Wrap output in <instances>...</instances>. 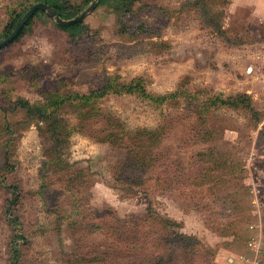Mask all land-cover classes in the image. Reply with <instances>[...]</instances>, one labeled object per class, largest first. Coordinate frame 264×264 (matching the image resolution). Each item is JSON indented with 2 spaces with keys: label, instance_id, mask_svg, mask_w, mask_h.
Segmentation results:
<instances>
[{
  "label": "rangeland",
  "instance_id": "rangeland-1",
  "mask_svg": "<svg viewBox=\"0 0 264 264\" xmlns=\"http://www.w3.org/2000/svg\"><path fill=\"white\" fill-rule=\"evenodd\" d=\"M61 1L86 2L78 15L96 2L78 34L61 30L41 12L13 48L0 52V264H9L20 248L18 264H64L63 253L74 249L78 238L69 227L70 213L91 211L88 220L98 223L100 217L94 216L125 219L148 208L180 223L183 233L211 251L213 264H264V5L260 0ZM33 2L39 1L0 0V37L8 9ZM57 74L67 83L63 93L97 88L113 75L126 81L141 78L154 96L177 92L157 109L135 95H110L100 107L126 130L153 128L164 118L165 128H172L158 145L164 157L149 184H155L165 165L171 172L180 163L179 171L163 188L155 184L145 194L124 175L113 174L124 154L121 144L111 146L79 132L73 106L64 105L56 114L64 121L59 127L70 132L60 140L49 122L28 118L23 109L11 111L9 105L19 98L42 102L38 90L54 91ZM238 93L249 95L257 116L226 106L203 112L210 97ZM166 114L176 117H162ZM7 121L18 124L5 130ZM93 125L103 129L104 122ZM202 129L207 132L203 139ZM5 152L15 165L12 173L4 167ZM59 156L70 171L85 169L88 178L72 183L73 203L62 206L64 220L56 222L51 197L43 200L36 192L42 185L53 194L60 190L50 160ZM13 177L22 192L20 225H10L2 212L12 196ZM17 231L21 238L14 237ZM95 232L94 239H100L101 230ZM112 262L139 264L142 258L126 254Z\"/></svg>",
  "mask_w": 264,
  "mask_h": 264
},
{
  "label": "trees",
  "instance_id": "trees-1",
  "mask_svg": "<svg viewBox=\"0 0 264 264\" xmlns=\"http://www.w3.org/2000/svg\"><path fill=\"white\" fill-rule=\"evenodd\" d=\"M44 2L52 7L61 19H70L76 17L78 13L86 6V2L83 3H66L61 0H37ZM34 4L23 5L18 10L11 11L8 9L7 21H3L2 36L0 41L7 37L14 29L23 14ZM195 3H190L192 7ZM206 7V6H205ZM204 7V8H205ZM200 10L202 8L199 7ZM44 11H35L33 15L21 28L16 37L6 46L0 49L9 50L15 46V43L24 35L26 27L32 22V19ZM210 12L208 11V15ZM220 18L221 14H217ZM81 21L74 25L62 26L58 24V27L70 33V35H76L80 32ZM36 77V76H35ZM56 88L54 91H45L39 89L43 95V101H38V104H30L28 100L23 98L17 99L14 104H10L11 111L23 109L28 118L37 117L39 120L48 123L50 131L57 136L55 140H60V137L70 134L69 130L59 127V122H64L62 119L56 117L57 112L63 108L64 105L73 106V110L76 113L78 124L76 129L82 134H88L92 138H97L98 141L107 143L108 145L117 147L121 144L124 150V154L120 160H118L112 167L113 174L117 177L124 175L126 180H130V183L139 186L140 190L143 189L145 194L150 191L152 185L158 184V187L163 188L167 183V179L171 178L179 171V164L175 163L176 168L172 171H167L166 165L159 171V175L155 177V184L150 185L149 182L154 174H157V162L160 158L164 157L161 150H157L159 143L162 141L165 132L172 127L165 128V119L153 128H139L135 130H126L123 123H120L119 118L114 117L111 113H104L105 110L100 107L102 100L110 95L122 96V95H135L143 101V104L148 108H159L166 104L167 100L176 98L179 96L177 92L167 95H152L147 89L142 79L137 77L130 81L122 80L120 75L106 76L102 79V82L97 88L77 89L70 90L67 93L61 92V88H64L67 83L60 75H56L54 79ZM209 101V102H208ZM203 103L205 105L203 112L210 109L209 107L226 106L232 109H245L252 115L257 116L258 113L252 106V101L249 95L246 93H238L223 99L220 96H213L209 100ZM7 108H2V111H6ZM184 112L179 116L182 117ZM162 117L172 120L170 114H166ZM258 117L255 118L257 120ZM96 122H104V127L95 130L93 127ZM178 123V122H177ZM13 124L6 122L3 123V129L12 130ZM176 125V124H175ZM107 127V128H105ZM109 131L108 136L102 134V130ZM121 129V131H120ZM201 129L198 130L200 134ZM206 131L202 129L201 138L206 135ZM127 138L122 140V138ZM111 138V139H110ZM120 141V142H119ZM10 142V141H9ZM63 141H56L57 145L62 144ZM119 142V143H118ZM160 153L162 156H160ZM3 158L4 167L8 169L9 173L16 170L13 161L6 156ZM203 153L199 154L202 155ZM54 163L55 174H59L58 181L60 182V190L54 192L48 188V185H42L36 192L41 199H50L53 202L55 209V221L59 222L64 220L65 214L63 213L64 205L71 206L73 197L72 193L68 191L73 190V184L85 183L88 175L85 169H76L73 172L70 171L67 165L59 156L57 159L50 158ZM167 167H171L168 165ZM152 173V174H150ZM151 176V177H150ZM16 177V176H15ZM13 177V179L15 178ZM177 178V177H176ZM176 178L174 179L175 182ZM13 181V185L10 186L9 191L12 196L6 199L2 207V212L11 225L21 224V219L18 214V207L21 199L20 185L17 181ZM173 180V181H174ZM64 206V207H62ZM66 210V209H64ZM83 211H77L76 213H70L68 217L73 216L72 224L69 227L74 228V235L78 233V238L74 243V249L69 252L63 253L64 264H112L113 257H119L121 255H128L133 258L137 253L141 254L142 262L139 264H213L211 251L208 248H204L198 239L194 236L186 235L181 231V224L169 219L167 216L160 215L148 208L144 212L129 214L125 219H121L115 216H111L109 213L104 215L94 216L95 219L100 217L98 223L88 220L93 212L87 211L84 214ZM55 222V225L58 223ZM14 228V227H13ZM101 230L99 232L100 239H94L93 237L97 232L95 229ZM18 232V231H17ZM22 233L18 232L14 237L21 238ZM21 246V245H20ZM83 251V253H80ZM21 258V248L14 251L13 256L9 257V264H18Z\"/></svg>",
  "mask_w": 264,
  "mask_h": 264
},
{
  "label": "water",
  "instance_id": "water-1",
  "mask_svg": "<svg viewBox=\"0 0 264 264\" xmlns=\"http://www.w3.org/2000/svg\"><path fill=\"white\" fill-rule=\"evenodd\" d=\"M96 2H94L93 4H90L83 12H81L78 16L70 18V19H61L57 12L50 7L49 5H47L44 2H37L34 3L24 14L23 16L20 18V20L18 21V23L16 24V26L14 27V29L10 32V34L5 37L4 39H2L0 41V49L4 46H6L7 44H9L15 37L16 35L19 33V31L21 30V28L24 26V24L28 21V19L33 15V13L37 10L39 11H44L51 19H54L55 22L59 25L62 26H70V25H74L77 22L81 21L84 17L85 14H87L89 11H91L94 7H95Z\"/></svg>",
  "mask_w": 264,
  "mask_h": 264
},
{
  "label": "crops",
  "instance_id": "crops-1",
  "mask_svg": "<svg viewBox=\"0 0 264 264\" xmlns=\"http://www.w3.org/2000/svg\"><path fill=\"white\" fill-rule=\"evenodd\" d=\"M260 2H261V6H262V5H264V3H263V2H264V0H260Z\"/></svg>",
  "mask_w": 264,
  "mask_h": 264
}]
</instances>
